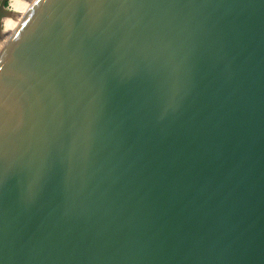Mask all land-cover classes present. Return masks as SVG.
Instances as JSON below:
<instances>
[{"label":"water","instance_id":"95a60500","mask_svg":"<svg viewBox=\"0 0 264 264\" xmlns=\"http://www.w3.org/2000/svg\"><path fill=\"white\" fill-rule=\"evenodd\" d=\"M20 21L0 264H264V0H36Z\"/></svg>","mask_w":264,"mask_h":264},{"label":"bare ground","instance_id":"6f19581e","mask_svg":"<svg viewBox=\"0 0 264 264\" xmlns=\"http://www.w3.org/2000/svg\"><path fill=\"white\" fill-rule=\"evenodd\" d=\"M36 0H9L7 11L10 15L4 17L0 26V57L4 46L18 32L22 26L21 17H26L33 9Z\"/></svg>","mask_w":264,"mask_h":264},{"label":"rangeland","instance_id":"374dc122","mask_svg":"<svg viewBox=\"0 0 264 264\" xmlns=\"http://www.w3.org/2000/svg\"><path fill=\"white\" fill-rule=\"evenodd\" d=\"M7 8H9V2H8V4H7Z\"/></svg>","mask_w":264,"mask_h":264}]
</instances>
